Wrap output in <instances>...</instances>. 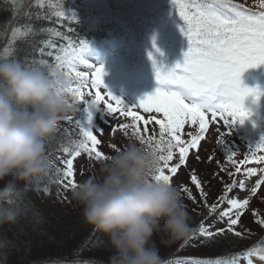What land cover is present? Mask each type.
Returning <instances> with one entry per match:
<instances>
[{
  "label": "snow or ice",
  "instance_id": "obj_1",
  "mask_svg": "<svg viewBox=\"0 0 264 264\" xmlns=\"http://www.w3.org/2000/svg\"><path fill=\"white\" fill-rule=\"evenodd\" d=\"M253 4L255 7L249 6L245 0H171L172 10L180 21L179 30L188 42L187 50L183 53V61L177 62L171 68H165L163 65H158L152 53H149L159 86L153 93L145 95L137 105L131 107H127L122 99L106 90L104 76L107 73L103 64H94L89 60L92 49L85 40H79L77 43L64 36L67 43L55 54L51 50L46 52L45 47L39 48L38 51L42 56H54L52 64L45 59L35 61L26 57L23 63L32 65L29 68H36L34 65L38 63L42 66L41 70L46 71L50 67H56L70 76L76 82L70 89V94L78 102V107L74 111H80V105L83 104V112L87 114L86 119H74L70 116L65 119L77 129L81 139L75 142L74 151L63 149L69 158L61 159L63 169H56L57 173L62 175L57 183L65 191H73L77 187L78 182L74 178V161L82 154L89 164L108 157L99 148L101 141L95 134L93 112L90 109L102 108L113 119L118 116L130 118V123H120L112 131L116 133L120 130L125 137L136 138L139 143L158 151L160 168L153 176L155 181L172 184L180 168L188 165L190 150L194 149L198 153L201 141L206 138V133L209 131V115L212 122L222 121L229 130L223 133L217 129L221 137L217 143L224 144L223 137L230 134L232 126L237 121L243 124L252 116V112L245 107V99L249 96L258 98L261 95L259 88L244 86L241 80L242 74L248 69L264 65V0H253ZM36 6L43 10L45 0H37ZM49 7L55 9L53 14L61 27L66 21L78 22L75 12L65 11L62 0H57L56 3L49 0ZM36 18H48V16L41 14ZM31 32H34L31 28L28 32L16 29L12 35L24 37ZM53 33L62 36L60 31L53 30ZM46 47L55 49L56 46L49 41ZM153 48L156 52H160L159 48H156L155 38H153ZM81 65L85 70H77ZM140 110L148 114L147 117L141 114ZM141 122L144 126L143 130ZM153 125L158 126V131L153 127L149 134V126ZM186 126H198L195 135L191 132L187 133L190 137L187 140L184 138ZM227 151V159L236 165L235 173L229 172L228 175L234 177L240 174L244 179H232L231 183L225 184L223 194L211 205L207 203L208 193L204 190L196 169L193 168L190 174L191 184L199 191L204 206L210 214L215 213L225 202L228 205L219 213L222 221L227 218L224 228L213 231L210 230L211 225L206 227L203 222L201 223L198 234L205 240H214L215 237L228 233L242 237L248 231L237 230L236 226L240 225L242 228L241 220L245 210L249 208L250 200L230 198L229 193L237 188L241 191L246 190L245 180L257 174V168L242 169L241 165L264 164V154H257L264 153V135L259 142L249 146L244 159L239 162L233 159L237 154L236 151ZM174 157L176 162L171 163ZM196 159L199 161L198 155ZM212 159L213 157L210 156L209 161L211 162ZM51 166L52 162L49 161V167ZM221 171L225 169L221 168ZM260 171L264 172V168ZM213 175L215 178L219 174ZM262 185H264V176L255 182L249 190V195L255 197ZM178 187L180 192L196 203L187 185L181 184ZM64 199L66 200L67 197L65 196ZM10 203L16 205V201ZM16 208L18 211H26L18 205ZM252 215L257 216L256 222L264 227V217H260L256 210H253ZM186 244L187 241L181 245V248ZM253 256H258L264 261V256L254 248H249L241 253L232 254L229 258L212 261L185 257L178 258L176 264H239L241 259H245L246 264H253L251 259Z\"/></svg>",
  "mask_w": 264,
  "mask_h": 264
},
{
  "label": "trees",
  "instance_id": "obj_2",
  "mask_svg": "<svg viewBox=\"0 0 264 264\" xmlns=\"http://www.w3.org/2000/svg\"><path fill=\"white\" fill-rule=\"evenodd\" d=\"M155 1L152 0L151 2L158 5V2ZM245 2L249 6L255 7L253 0H245ZM162 3L164 9L161 7L162 5L159 8L164 12V15L165 12L172 13L179 21L172 10L171 0H165ZM36 4L37 0H15V2L13 0H0V61H16L29 68L32 65L23 63L25 58L28 57L30 60L35 61L45 59L52 64L54 63V56H42L38 51L39 48L45 47L46 52L51 50L55 54L62 45L67 43L63 38L64 36L77 43L79 40H85L99 46L108 45L109 41L120 42L132 31V25H136L142 19H149V16L153 18L145 10L147 3L140 8L137 7L132 11H127L125 14L127 17H121L119 20L111 18L105 12L100 15L101 8L98 10L95 7H87L84 12H88V15L80 16L76 14L78 22L66 21L61 27L53 14L55 9L49 7L48 0H45L43 10H40ZM63 5L67 8V3ZM65 7L64 9L67 12L68 10ZM143 11L144 13L141 14ZM41 14L47 15L48 18L37 19L36 17ZM130 17L137 21L133 22ZM29 28L33 29L34 32L24 37L12 35L16 29L28 32ZM69 28H71V31H69ZM53 30L60 31L62 36L54 35ZM49 41L56 46L55 49L46 47ZM34 66L42 67L38 63ZM78 113L80 115L85 114L83 109ZM64 121L60 122L57 132L46 141L45 151L49 161H51L52 154L59 150L64 148L74 149L75 142L81 139L77 129ZM115 136L112 143L118 145V150L128 143L125 138H123L124 140L120 139L118 134ZM101 151L107 156L111 155L109 150L102 149ZM200 152L199 155H204L203 151ZM224 153L222 156L218 155L217 158L220 170L221 168L225 169V171H221V173H225L221 174L223 177L211 186H204L203 184L204 190L208 193L207 203L209 205L223 194L224 185L232 180L228 173L236 168V165L227 159L228 151ZM233 159L237 162L240 161L237 155ZM194 163H197V160ZM100 164L101 161L89 164L85 179L94 175L99 177ZM193 168L198 170L197 166L188 168L186 174L181 176L182 178L176 185V187L181 184L187 185L196 199V203H193L191 199L187 198L186 194L181 192L183 202L191 218V226L194 229L191 239L187 240V244L181 248L185 241L167 243L163 234L153 236V241L159 248L160 256L165 264H168V260H172V257L177 258L182 255L215 261L218 258H229L232 254L241 253L249 248L256 250L264 247V227L256 222L258 217L253 216L250 212L247 214H251V218L243 215L242 228L240 225L236 226L237 230H248L242 237H236L231 233L217 236L214 240H205V238L201 240L197 237L201 223H204L211 214L204 206L199 191L191 184L190 174ZM56 169L57 167H48L46 174L17 184V195L14 200L16 205L13 206L18 205L26 211H19L20 216L15 224L0 225V242L5 244L4 247L0 248V264H75V262L83 264L85 261L87 264H109V257L113 255V249L110 246L108 237L85 222L82 206L79 203H76V205H80L79 211L71 214L68 211L67 213L62 212L61 208L57 206H48L43 201L48 196L53 203H58L62 202L64 196H72V191H65L57 183L62 175L58 174ZM199 179L202 180L203 176H199ZM177 188L180 191V188ZM263 204L264 196L258 197L249 207V211L256 210L260 217H264ZM220 208L217 210H220ZM187 251L193 253L187 254ZM243 263H245V259L239 261V264Z\"/></svg>",
  "mask_w": 264,
  "mask_h": 264
},
{
  "label": "clouds",
  "instance_id": "obj_3",
  "mask_svg": "<svg viewBox=\"0 0 264 264\" xmlns=\"http://www.w3.org/2000/svg\"><path fill=\"white\" fill-rule=\"evenodd\" d=\"M74 80L56 67L26 68L0 61V225L15 224L20 213L10 201L17 184L46 174V141L78 107L70 94ZM130 138L72 191L85 222L108 237L109 264H165L153 236L165 242L191 239L194 229L181 192L150 179L160 168L153 147ZM5 244L0 242V248Z\"/></svg>",
  "mask_w": 264,
  "mask_h": 264
},
{
  "label": "rangeland",
  "instance_id": "obj_4",
  "mask_svg": "<svg viewBox=\"0 0 264 264\" xmlns=\"http://www.w3.org/2000/svg\"><path fill=\"white\" fill-rule=\"evenodd\" d=\"M72 5L70 6V10H72L75 13L80 12L79 9H82V6L78 1H72ZM141 45V49L144 50V46L142 42L139 43ZM137 47V45H136ZM174 55V53H173ZM178 57H176L175 60L177 62H180V53H177ZM172 56V55H171ZM89 60L94 63V64H103L105 72L107 73L104 76V84L106 86V90L110 91L114 96L120 98L123 100L124 104L127 107H131L134 105H137L139 101L148 94L153 93L157 87H151L145 80H137L136 78L133 79L131 82L124 81L125 78H127L125 73H123V67H127L130 62H128L129 58H123L125 61L122 63V66L117 64V66L113 67L112 63L113 60L108 59L107 56L102 55V59L99 58L98 55H95L91 53L89 55ZM164 63H168V58L165 60L163 59ZM147 62V60L139 58L138 60H135L133 63H131L132 66H134L136 63L141 64ZM78 70H85L84 66L81 65L78 67ZM125 71V70H124ZM247 77L244 78L245 83L243 85L248 86L249 88H258L259 87V72L262 73V68L258 70L257 68H250L247 71ZM128 76V74H127ZM129 78V77H128ZM261 95H259L258 98L249 96L245 99V107L249 109L252 112V116L249 120H246L243 124H240L238 121L236 122L235 125L232 126V132L229 135L231 136H239L240 134H244V138L246 141L244 144H240V142L236 141L235 139L232 140L230 136L227 137V140H225L224 144H218L214 140L216 135L218 134L217 129H219V132H223L225 126L223 125L222 121H216L212 122L211 121V116L209 115V131L206 133V138L201 141V147L204 148V156H200L199 161H197L196 166L198 168L197 174L198 176H203V179L201 180L204 186H211V184L217 183L223 176L221 174L219 161H217L218 155L222 156L225 154L224 152L227 150H233L239 153V155L242 157V153H246L249 146L252 144H255L260 141V138L262 135H264V92H260ZM98 112L93 114V117L100 116L102 119L105 121V124L114 123L116 119H113L111 116H109L107 113H105L102 108H97ZM141 111V114L145 115L147 117L148 114H144ZM94 120V118H93ZM142 123V122H141ZM255 123V126H254ZM143 124V123H142ZM113 129V128H112ZM185 130L187 132H191L192 134L195 135L198 132V126H188L186 127ZM101 140L104 145L109 144L110 138L113 136V132L110 131V133L104 135L102 132L101 128ZM117 134L120 135L123 138V132L118 130ZM230 137V138H229ZM255 137V141H251V139ZM251 141V144H250ZM129 142V141H128ZM109 146V145H108ZM217 146V147H216ZM248 146V147H247ZM216 148V149H215ZM108 149V148H107ZM107 149L105 151H107ZM110 150L114 151V149ZM257 154H264L261 152H258ZM213 157L211 162L209 161V157ZM239 156V157H240ZM191 157V154H190ZM67 159V158H66ZM253 167L257 168V174L250 177L251 179V184L249 186H246V190L241 191L238 188L235 189L232 192V197H238L240 199L244 198H251L252 196L249 195V190L255 185V182L261 177L264 176V172H261L260 169L264 168V164H255L252 163ZM251 165V166H252ZM247 165H244L243 168H247ZM74 168H75V175H76V181L78 182L79 177L82 176V180H85L86 175V168L84 165V162L82 161V158L79 157L74 161ZM242 168V169H243ZM183 170V167L180 168L179 173L177 176H175L172 180V184L175 186L176 183L182 178L181 176L185 175L186 173H181ZM181 173V174H180ZM214 173H218V177L214 178ZM236 180L242 179V175H239ZM214 186V185H213ZM178 187V186H177ZM264 191V185L261 186L260 190L258 191L257 195L261 194ZM256 195V196H257ZM264 196L261 195V197ZM65 197V196H64ZM64 197L62 198V202H55L53 203L51 199L46 196L45 200H43L48 206H57L61 208L62 212L67 213L70 212L71 214H74L79 211L80 205H76V201L71 200L72 196L67 197L65 200ZM71 201H73L71 203ZM264 205V204H263ZM248 212L252 213L249 211H245L244 217L251 218V214H247ZM243 217V219H244ZM218 223V220H217ZM212 230V229H210ZM187 254H192L193 252L187 251ZM261 256H264L263 254H260ZM253 264H264V261H262L258 256H253L252 257Z\"/></svg>",
  "mask_w": 264,
  "mask_h": 264
}]
</instances>
